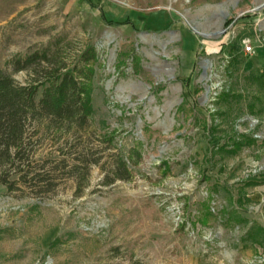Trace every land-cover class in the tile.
I'll return each mask as SVG.
<instances>
[{"label": "rangeland", "instance_id": "rangeland-1", "mask_svg": "<svg viewBox=\"0 0 264 264\" xmlns=\"http://www.w3.org/2000/svg\"><path fill=\"white\" fill-rule=\"evenodd\" d=\"M91 47L89 126L38 116L0 156V264H264V0H0L18 84Z\"/></svg>", "mask_w": 264, "mask_h": 264}, {"label": "trees", "instance_id": "trees-1", "mask_svg": "<svg viewBox=\"0 0 264 264\" xmlns=\"http://www.w3.org/2000/svg\"><path fill=\"white\" fill-rule=\"evenodd\" d=\"M126 23L132 22L127 20ZM51 57L50 50H45L11 62L15 72L25 70L35 76L27 85L18 84L10 74L0 70V156L10 157L13 162V156L17 157L23 150L26 126L30 119L47 117L67 125L70 130L89 126L92 111L91 79L94 73L89 66L96 60L95 49L89 48L82 56L83 63L71 69L58 65L55 57ZM250 78L264 86V69L251 73ZM40 89L42 94L37 101ZM113 173L114 177L106 184L131 178L128 162L122 157L118 158ZM0 182L12 188L13 184L7 178H0Z\"/></svg>", "mask_w": 264, "mask_h": 264}, {"label": "built area", "instance_id": "built-area-1", "mask_svg": "<svg viewBox=\"0 0 264 264\" xmlns=\"http://www.w3.org/2000/svg\"><path fill=\"white\" fill-rule=\"evenodd\" d=\"M245 49L248 52H252V47L250 45H246V48Z\"/></svg>", "mask_w": 264, "mask_h": 264}, {"label": "water", "instance_id": "water-1", "mask_svg": "<svg viewBox=\"0 0 264 264\" xmlns=\"http://www.w3.org/2000/svg\"><path fill=\"white\" fill-rule=\"evenodd\" d=\"M262 6L257 7V9H260Z\"/></svg>", "mask_w": 264, "mask_h": 264}, {"label": "bare ground", "instance_id": "bare-ground-1", "mask_svg": "<svg viewBox=\"0 0 264 264\" xmlns=\"http://www.w3.org/2000/svg\"><path fill=\"white\" fill-rule=\"evenodd\" d=\"M262 6V5H261Z\"/></svg>", "mask_w": 264, "mask_h": 264}]
</instances>
